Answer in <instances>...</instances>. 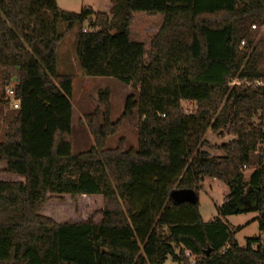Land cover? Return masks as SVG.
Wrapping results in <instances>:
<instances>
[{
    "label": "trees",
    "instance_id": "1",
    "mask_svg": "<svg viewBox=\"0 0 264 264\" xmlns=\"http://www.w3.org/2000/svg\"><path fill=\"white\" fill-rule=\"evenodd\" d=\"M109 3L108 12H71L56 0H0V82L2 89L12 84L19 99L0 160L3 172L23 178L0 180V264H163L167 257L177 264H264V240L240 246L225 221L255 211L264 233V0ZM135 13L162 16L148 49L131 39ZM60 22L65 32L78 24L83 76L114 78L137 91L111 121L109 92L98 90L99 105L82 118L93 143L77 154L72 79L56 71ZM183 101L194 110L184 111ZM134 112L136 147L124 149L120 138L105 148ZM207 130L233 138L210 145ZM202 146L222 154L210 156ZM203 176L227 187L207 222L198 200L168 197L178 188L197 192ZM64 194L100 195L101 221L60 224L40 213ZM244 197L251 205L238 206Z\"/></svg>",
    "mask_w": 264,
    "mask_h": 264
},
{
    "label": "rangeland",
    "instance_id": "2",
    "mask_svg": "<svg viewBox=\"0 0 264 264\" xmlns=\"http://www.w3.org/2000/svg\"><path fill=\"white\" fill-rule=\"evenodd\" d=\"M57 7L62 11L79 12L83 7H90L94 12H108L109 0H56ZM133 23L131 25V39L144 42L145 48L148 49V42L153 33L159 27L162 16H146L143 13L133 14ZM66 23H58L57 30L64 33L61 42L58 45L56 53V71L59 74L69 75L72 79V96H71V153L77 154L88 149L92 143V136L83 123V115L91 112L98 103V90L107 89L109 92L110 120L115 121L122 113L125 97L129 93L137 94L136 89L122 84L120 81L109 77H88L82 75L81 67L76 56V45L78 37V24H74L65 32ZM83 29L89 30L90 27L86 22L83 23ZM264 32V25L260 28ZM237 81L230 82V86ZM5 88L2 89L0 82V141L4 138L6 126L16 113L9 101L4 98ZM184 111H193L194 103L181 102ZM252 118V122L258 121L257 117ZM137 114L123 120L119 131L107 137L105 148H114L118 140L123 138L124 149L136 147L137 144ZM264 118V114H263ZM205 140L210 145H219L227 142L233 137L230 135L223 136L221 132L215 133L207 130ZM201 150L206 151L210 156L222 154L218 149L202 146ZM5 167V162L0 160V168ZM250 168L244 169L246 172ZM0 180L22 181V177L10 173H0ZM227 193L226 185L215 178L203 176L197 186L198 210L203 221H210L217 215V207L222 203ZM251 205L248 197L241 198L238 206L245 207ZM102 197L100 195H61L49 199L40 213L52 218L56 223H83L91 219L94 223L101 221ZM257 212L247 211L225 217V221L234 230V238L240 246H244L247 238L260 236L264 240V233L261 234L258 229ZM239 228V229H237ZM163 264H177L170 257H167Z\"/></svg>",
    "mask_w": 264,
    "mask_h": 264
},
{
    "label": "water",
    "instance_id": "3",
    "mask_svg": "<svg viewBox=\"0 0 264 264\" xmlns=\"http://www.w3.org/2000/svg\"><path fill=\"white\" fill-rule=\"evenodd\" d=\"M169 199L174 203H196L198 200L197 192L191 188L173 189L169 193ZM209 250L206 251L208 253Z\"/></svg>",
    "mask_w": 264,
    "mask_h": 264
},
{
    "label": "built area",
    "instance_id": "4",
    "mask_svg": "<svg viewBox=\"0 0 264 264\" xmlns=\"http://www.w3.org/2000/svg\"><path fill=\"white\" fill-rule=\"evenodd\" d=\"M252 27L254 28V26H252ZM83 31H86V29H83ZM240 44L242 45L243 41H241ZM254 84L255 85H263V82L262 81H255ZM4 93H5L4 98H6L9 101L12 108L17 109L19 107V99L15 96L12 84L5 87ZM243 168H244V166H243ZM191 263H193L192 260H191Z\"/></svg>",
    "mask_w": 264,
    "mask_h": 264
},
{
    "label": "crops",
    "instance_id": "5",
    "mask_svg": "<svg viewBox=\"0 0 264 264\" xmlns=\"http://www.w3.org/2000/svg\"><path fill=\"white\" fill-rule=\"evenodd\" d=\"M110 6V5H109ZM85 77V76H84ZM85 78H88V77H85ZM137 121H138V118H137ZM5 167H3V168H0V173H5V172H3V169H4ZM19 176V175H18ZM23 179V178H22ZM23 181V180H22ZM258 217V214L256 215V218Z\"/></svg>",
    "mask_w": 264,
    "mask_h": 264
}]
</instances>
